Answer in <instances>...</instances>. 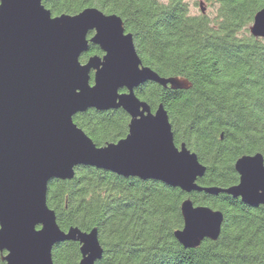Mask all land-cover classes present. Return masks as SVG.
<instances>
[{
	"label": "trees",
	"instance_id": "16d2710c",
	"mask_svg": "<svg viewBox=\"0 0 264 264\" xmlns=\"http://www.w3.org/2000/svg\"><path fill=\"white\" fill-rule=\"evenodd\" d=\"M202 2V5H201ZM53 15L86 7L119 15L131 32L144 65L161 76H182L186 89L142 83L137 95L169 115L174 141L184 143L206 167L198 184L229 187L239 180L236 159L264 157V37L249 32L264 0H42ZM192 4L199 6L192 13ZM203 5L209 7V11ZM202 7L204 11H202ZM102 54L96 44L80 56ZM74 122L98 144L128 133L121 108L78 112ZM189 197L223 213L217 239L182 246L174 231L183 226L182 201ZM47 204L63 230L97 228L102 257L96 264H264V205L204 190L184 192L157 179L125 177L90 165L70 179H52ZM80 244H54V264H78ZM0 264H6L1 258Z\"/></svg>",
	"mask_w": 264,
	"mask_h": 264
},
{
	"label": "water",
	"instance_id": "95a60500",
	"mask_svg": "<svg viewBox=\"0 0 264 264\" xmlns=\"http://www.w3.org/2000/svg\"><path fill=\"white\" fill-rule=\"evenodd\" d=\"M249 32L264 37V7L255 13ZM91 43L102 54L82 62ZM146 81L172 89L191 86L182 76H161L144 65L132 33L116 13L92 6L53 15L42 0H0V252L6 264H54L52 248L65 240L80 244L78 264H96L102 257L96 227L63 230L47 204L48 183L72 178L77 166L157 179L187 193L224 192L251 206L264 205L263 155L236 159L239 180L234 185L198 184L206 167L184 143H175L163 104L153 111L137 95ZM89 108L126 111V136L96 144L73 120ZM181 213L183 226L174 236L182 246L218 238L220 210L187 197Z\"/></svg>",
	"mask_w": 264,
	"mask_h": 264
},
{
	"label": "rangeland",
	"instance_id": "374dc122",
	"mask_svg": "<svg viewBox=\"0 0 264 264\" xmlns=\"http://www.w3.org/2000/svg\"><path fill=\"white\" fill-rule=\"evenodd\" d=\"M189 1H191V2L193 3V1H195V0H189ZM196 1H197V0H196ZM203 6L205 7V9H206L207 11L210 10L209 7H208L207 5H203ZM191 11H192V13H198V12H199V6H198V4H197V5L192 4Z\"/></svg>",
	"mask_w": 264,
	"mask_h": 264
}]
</instances>
